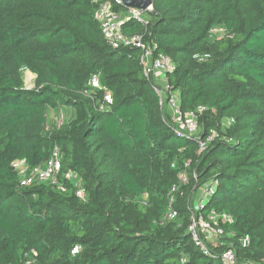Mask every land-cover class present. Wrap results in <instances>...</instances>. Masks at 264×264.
I'll return each mask as SVG.
<instances>
[{"label":"trees","instance_id":"1","mask_svg":"<svg viewBox=\"0 0 264 264\" xmlns=\"http://www.w3.org/2000/svg\"><path fill=\"white\" fill-rule=\"evenodd\" d=\"M103 1L0 0V264H222L227 248L238 262L263 259L264 0H152L146 39L172 62L181 110L205 107L202 139L217 133L200 152L159 107L139 50L105 41L95 18ZM121 30L143 26L130 19ZM93 75L99 87L88 84ZM63 108L71 117L47 127V110ZM55 148L54 180L20 184L12 163L29 172ZM213 177L201 212L232 222H218L223 244L201 234L206 254L188 226L194 195ZM178 183L176 215L161 224Z\"/></svg>","mask_w":264,"mask_h":264},{"label":"built area","instance_id":"2","mask_svg":"<svg viewBox=\"0 0 264 264\" xmlns=\"http://www.w3.org/2000/svg\"><path fill=\"white\" fill-rule=\"evenodd\" d=\"M98 2V0H93ZM113 3L122 5V0H106L98 3V7L95 12V18L99 23V27L105 41L112 48L130 47L139 50V61L142 66V74L145 78L151 82V87L154 90L158 105L160 108L167 110L170 119L173 123V129L176 134L187 136L196 140L199 146V152L205 149L217 135L214 130H211L210 134L202 139L200 136V115L205 111L204 106H197L194 110L183 112L180 108L178 94L173 90L167 81V73L173 70V65L170 58L167 55L161 53H155V45L149 43L146 39V26L150 21L149 12L152 9H140L136 7H126L123 12L113 9ZM134 19L143 26V31L132 34H125L121 30V24L124 21ZM223 33V28L220 26H214L210 29V34ZM198 60H203L208 57L207 54L194 55ZM92 87H99V80L96 75H93L88 82ZM105 103L111 102V96L109 93L104 94ZM103 104L100 105V107ZM232 119H227L226 124L230 125ZM13 168L20 174V184H29L33 181L41 182L46 180H54V176L60 169V153L58 148H55L49 156V158L27 172V168L24 160H15L12 163ZM65 178L76 180V174L72 171H67L64 174ZM179 183L185 182L184 173L178 174ZM178 184H173L167 192V209L165 214L160 219V223L164 224L172 220L176 211L173 208V204L176 198V191L179 188ZM219 181L216 177H213L206 181L196 193V199L192 202L190 207L191 224L188 229L191 236L199 248L206 254H210L205 242L210 244H223L225 240L221 238L223 233L222 227L219 225V220L223 222H232V218L224 213H218L215 209H209L204 215L201 212L209 199V197L215 192V189ZM204 235V239L201 236ZM242 246L249 244V237L245 235L240 238ZM181 261H184L182 258ZM222 264H264V258L261 260H245L238 262L236 260L234 251L232 248H227L221 255ZM25 264H29L27 261Z\"/></svg>","mask_w":264,"mask_h":264},{"label":"rangeland","instance_id":"3","mask_svg":"<svg viewBox=\"0 0 264 264\" xmlns=\"http://www.w3.org/2000/svg\"><path fill=\"white\" fill-rule=\"evenodd\" d=\"M28 72V73H27ZM33 80H34V75L28 71L27 69H25L23 71V81H24V85L26 87H32L33 86ZM53 118L51 121H48L47 123V127L53 125H59L61 124L63 121H66L67 119H69L72 115V109H68V108H63L61 110H59V112H57V114L55 113L56 110L53 111ZM51 116V114H50ZM196 199V194L194 195V200ZM193 200V201H194ZM142 201H145L144 199H142Z\"/></svg>","mask_w":264,"mask_h":264},{"label":"water","instance_id":"4","mask_svg":"<svg viewBox=\"0 0 264 264\" xmlns=\"http://www.w3.org/2000/svg\"><path fill=\"white\" fill-rule=\"evenodd\" d=\"M122 6L124 7H136L140 9H152V0H122Z\"/></svg>","mask_w":264,"mask_h":264},{"label":"crops","instance_id":"5","mask_svg":"<svg viewBox=\"0 0 264 264\" xmlns=\"http://www.w3.org/2000/svg\"><path fill=\"white\" fill-rule=\"evenodd\" d=\"M50 114H51V116H50ZM53 114H54V112H53L52 109H48L47 110V119H48V121H51L52 120Z\"/></svg>","mask_w":264,"mask_h":264},{"label":"bare ground","instance_id":"6","mask_svg":"<svg viewBox=\"0 0 264 264\" xmlns=\"http://www.w3.org/2000/svg\"><path fill=\"white\" fill-rule=\"evenodd\" d=\"M28 73V72H27Z\"/></svg>","mask_w":264,"mask_h":264}]
</instances>
